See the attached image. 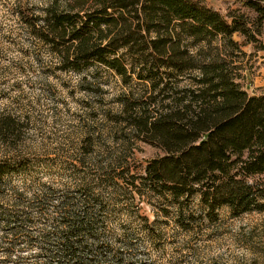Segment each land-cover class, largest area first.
Wrapping results in <instances>:
<instances>
[{"label":"trees","instance_id":"16d2710c","mask_svg":"<svg viewBox=\"0 0 264 264\" xmlns=\"http://www.w3.org/2000/svg\"><path fill=\"white\" fill-rule=\"evenodd\" d=\"M242 7L253 17L200 0L13 6L56 69L112 73L124 91L105 127L83 131L79 156L65 164L68 183L40 182L29 171L37 162L24 156L0 157V264H142L138 238L155 247L171 228L211 243L230 234V220L264 213V94L241 84L242 47L259 42L264 0ZM81 83L91 88L86 75ZM26 126L17 112L0 111V145L17 146ZM139 145L158 152L143 166L128 156ZM13 176L24 180L11 186ZM188 250L190 263L222 261ZM251 255L249 264H264V254Z\"/></svg>","mask_w":264,"mask_h":264},{"label":"rangeland","instance_id":"374dc122","mask_svg":"<svg viewBox=\"0 0 264 264\" xmlns=\"http://www.w3.org/2000/svg\"><path fill=\"white\" fill-rule=\"evenodd\" d=\"M200 1L222 15L239 10L253 17L242 7L243 0ZM45 2L0 0V111L17 112L27 124L17 146L0 145V157L14 154L29 158L33 163L36 161L37 164L29 168L30 173L40 182L57 187L70 180L64 170L70 167L65 164L69 163L70 158L79 156L83 131L88 127H105L104 115L115 106L116 96L124 89L120 79L112 73L98 76L93 75L94 68L83 74L56 69L55 58L48 48L31 37L11 12L17 3L39 8ZM260 32L257 44L242 47L245 57L242 59L244 69L241 84L248 95L264 94V24ZM233 39L239 43L243 41L237 35ZM85 75L91 81L89 89H86L85 83H81ZM157 153L149 146L139 145L134 154L128 151V156L130 154L143 166L148 158ZM23 180L22 177L13 176L7 182L13 186ZM138 204L140 214L150 215L146 205ZM125 217L123 215L121 218ZM220 217L227 219L225 209L220 211ZM228 224L230 234L211 243L202 239L192 240L171 228H167L168 236L164 242L157 243L155 247L151 239L138 238L136 241L140 250L136 259L142 264H174L175 259L187 255L191 245L206 257L221 259L219 264H249L257 259L251 255L252 248L264 254V213L246 214L230 220ZM170 234L176 235L175 239ZM248 237L251 241L246 239ZM204 245L208 247L204 248ZM186 257L187 264H197L190 263V256ZM214 264L218 263L215 261Z\"/></svg>","mask_w":264,"mask_h":264}]
</instances>
